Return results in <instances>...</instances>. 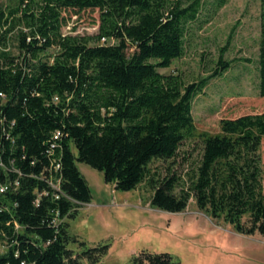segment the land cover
Returning <instances> with one entry per match:
<instances>
[{"label":"trees","instance_id":"trees-1","mask_svg":"<svg viewBox=\"0 0 264 264\" xmlns=\"http://www.w3.org/2000/svg\"><path fill=\"white\" fill-rule=\"evenodd\" d=\"M227 1H0V264H98L108 253L110 244L70 231L68 219L92 199L79 160L117 189L146 182L152 206L181 212L194 197L238 232L264 234V108L197 133L193 101L233 60L221 53L210 75L189 83L160 71L184 55L191 23ZM88 8L100 11L98 31L64 33L65 12ZM260 26L264 97V0ZM196 134L198 158L181 172L176 157ZM156 160L168 161L165 173ZM130 264L181 262L143 249Z\"/></svg>","mask_w":264,"mask_h":264},{"label":"rangeland","instance_id":"rangeland-1","mask_svg":"<svg viewBox=\"0 0 264 264\" xmlns=\"http://www.w3.org/2000/svg\"><path fill=\"white\" fill-rule=\"evenodd\" d=\"M16 6L17 0H0ZM261 0H228L218 9L204 10L191 23L186 35V51L164 73L180 74L189 83L210 75L221 53L233 65L213 77L205 91L193 101V116L198 132L220 131L223 117L259 112L264 108L258 83ZM64 33L95 34L99 27V9L66 11ZM16 51V41L11 39ZM181 146L174 165L187 172L198 158L201 138L198 134ZM198 149L195 150V147ZM264 166V140L262 145ZM168 161L154 165L167 171ZM77 165L92 192L90 202L82 203L78 214L68 219L70 231L90 246L108 243V253L98 264H130L134 253L147 249L170 252L181 264H264V234H244L223 220L201 210L191 197L188 207L171 212L152 206V190L142 182L132 190L115 188L105 180L104 172L84 161ZM74 247L76 245H73ZM6 247L0 240V252Z\"/></svg>","mask_w":264,"mask_h":264},{"label":"built area","instance_id":"built-area-1","mask_svg":"<svg viewBox=\"0 0 264 264\" xmlns=\"http://www.w3.org/2000/svg\"><path fill=\"white\" fill-rule=\"evenodd\" d=\"M59 134H60V131H57L55 137H58ZM59 166H60V165L57 163L56 168H58ZM52 184H53L54 186L58 187V184L53 183V182H52ZM5 187H6V186H2V187H1V190H4Z\"/></svg>","mask_w":264,"mask_h":264}]
</instances>
